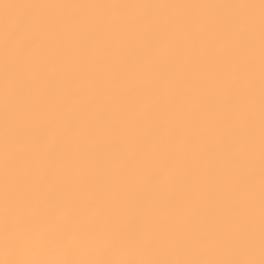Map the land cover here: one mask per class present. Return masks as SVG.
<instances>
[{
    "label": "snow or ice",
    "instance_id": "1",
    "mask_svg": "<svg viewBox=\"0 0 264 264\" xmlns=\"http://www.w3.org/2000/svg\"><path fill=\"white\" fill-rule=\"evenodd\" d=\"M0 264H264V0H0Z\"/></svg>",
    "mask_w": 264,
    "mask_h": 264
}]
</instances>
